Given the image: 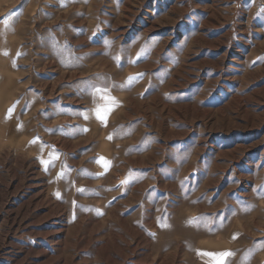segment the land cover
Here are the masks:
<instances>
[{
  "label": "rangeland",
  "instance_id": "rangeland-1",
  "mask_svg": "<svg viewBox=\"0 0 264 264\" xmlns=\"http://www.w3.org/2000/svg\"><path fill=\"white\" fill-rule=\"evenodd\" d=\"M0 19L39 139L0 154V264H264V0H6Z\"/></svg>",
  "mask_w": 264,
  "mask_h": 264
},
{
  "label": "crops",
  "instance_id": "crops-1",
  "mask_svg": "<svg viewBox=\"0 0 264 264\" xmlns=\"http://www.w3.org/2000/svg\"><path fill=\"white\" fill-rule=\"evenodd\" d=\"M5 1L0 0V7ZM1 22L2 19H0V154L7 149L20 154H29L35 151L39 142V139L32 131L35 126L27 124V115L35 105L31 106L32 108L29 107V93L27 91L21 92L20 90L22 87H27L28 80L26 79V75L23 76L18 71L19 69L13 67L14 55L17 54V48L13 47L12 41H9L10 38H7V33L3 26H1ZM101 97L111 96L102 94L100 99ZM100 102L101 100H99V104ZM111 106L113 108V103ZM109 113L106 115L107 118L105 120L97 118L100 124L98 131L101 152L99 156L103 155L98 160L102 158L101 161H106L108 164L111 157V144L114 140L105 131L107 120L110 116ZM107 148L110 151L108 158L102 153ZM101 165L105 166L104 163Z\"/></svg>",
  "mask_w": 264,
  "mask_h": 264
},
{
  "label": "snow or ice",
  "instance_id": "snow-or-ice-1",
  "mask_svg": "<svg viewBox=\"0 0 264 264\" xmlns=\"http://www.w3.org/2000/svg\"><path fill=\"white\" fill-rule=\"evenodd\" d=\"M5 23H7V21H5ZM104 99H105V104L103 106H98L95 110L97 116L101 120L105 119L106 114L111 110L112 102H114L113 97H104ZM32 142H35V141H32ZM102 162L105 164V166H107L108 162H106V161H102ZM200 254L208 257V264H226V258L234 255V253H232L230 251L201 252Z\"/></svg>",
  "mask_w": 264,
  "mask_h": 264
}]
</instances>
